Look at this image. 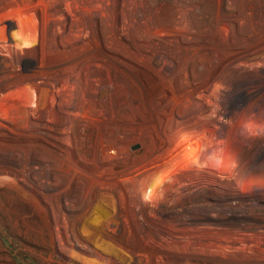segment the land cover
<instances>
[{
    "label": "bare ground",
    "instance_id": "6f19581e",
    "mask_svg": "<svg viewBox=\"0 0 264 264\" xmlns=\"http://www.w3.org/2000/svg\"><path fill=\"white\" fill-rule=\"evenodd\" d=\"M104 74L130 108L86 91ZM87 122L99 137L85 163ZM0 175L52 193L64 221L108 197L149 261L264 264L145 245L149 212L183 240L264 238V0H0Z\"/></svg>",
    "mask_w": 264,
    "mask_h": 264
},
{
    "label": "rangeland",
    "instance_id": "374dc122",
    "mask_svg": "<svg viewBox=\"0 0 264 264\" xmlns=\"http://www.w3.org/2000/svg\"><path fill=\"white\" fill-rule=\"evenodd\" d=\"M106 76L107 75L104 74L100 77V80L99 78L91 80L88 86L89 88L90 86L92 87L90 89L88 88L86 91L89 93L92 91L90 94L97 96L100 101H103V103H106L108 106L113 104V109L130 108L129 103L132 105L130 95L119 87L118 89L117 87L111 86L110 80L108 76L107 78ZM84 91L80 94L79 100L82 99ZM102 105L103 104L99 102L98 107L96 105H94V107L99 111L100 108L102 109ZM132 107V109H134V106ZM14 110V108H9L7 115L10 117L11 114V118H13L17 112ZM246 122L247 121L244 119L239 120V123ZM76 129L79 140L78 154L81 160L86 163L84 156L92 154L98 142L99 132L96 126L89 122L78 123ZM171 171L162 172L161 175L158 176L159 180L157 179V184L164 182L166 178L169 177ZM164 178L165 180H163ZM14 181L15 179L10 175H0V264H132L133 261H136L134 264H145V262L147 264H174L170 261H166L160 255L154 257L156 259H154L155 262L147 259L149 254L139 249L140 246L135 236H133V230L131 231L129 221L127 218L123 220L124 216L120 217L108 197H94L91 201L92 203L90 202L88 204L89 206L87 205L81 213H78L70 220L66 219L64 221L62 220V215H59L60 210L63 209L62 202L56 199L52 193L41 195L37 193L32 185L27 184L25 181ZM170 187H172L171 182L163 187V191H165L164 193L168 191L165 195L168 199L170 198V201L172 200L174 204L171 203L175 205L177 198L176 196L173 197L174 193L170 190ZM257 198L254 205L264 204V196H259ZM225 202V200H220L215 197H203L199 203H208L211 208H218L219 206H224ZM220 203H223V205L221 206ZM244 203L250 204L251 202L245 201ZM244 203L242 204V202L236 200V203L231 205L242 208ZM151 205L152 207L156 206L154 203ZM149 213L148 217L151 216L149 217L150 220L148 219L149 237L147 239L148 241H145L147 247L158 246L161 243L160 239L163 238L164 243L161 244H167L173 250L176 248L178 251L180 249V251L185 252V250L188 249L186 251L188 252L194 249L191 250V252L195 251L199 253H208L207 250H210V253L218 255L224 254L222 255L223 257L226 255L227 259L229 257V259H235V261L248 262L255 260L256 262L264 263V238L232 235L229 237L228 235H224L221 236V238H219L220 240L218 239L217 242L209 241L210 243L205 240L206 238L204 236H200V238L199 236H189L190 239L186 237V239L183 240L171 235L168 231V228H170L168 225L159 223L160 226L158 224L160 219L155 213ZM122 221L126 222L124 223ZM134 223L137 225L139 221H134ZM127 229L130 231L131 235ZM105 230L116 233L119 236V242L118 240L111 239L106 234ZM169 237H171L170 239H174L170 240ZM150 239L152 242L149 243ZM188 239L189 241H187ZM180 241L181 243H179ZM183 242L186 244L185 250H183L185 247L182 246V244L184 245ZM188 242L190 243L188 244ZM153 243H155V245H152ZM191 244L193 245L191 246ZM211 247L216 248L212 249ZM176 249L175 251H177ZM205 249H207L206 252ZM218 249L222 254H219L220 252ZM148 261L152 262L148 263ZM180 264L194 263L184 261Z\"/></svg>",
    "mask_w": 264,
    "mask_h": 264
},
{
    "label": "clouds",
    "instance_id": "9594fccd",
    "mask_svg": "<svg viewBox=\"0 0 264 264\" xmlns=\"http://www.w3.org/2000/svg\"><path fill=\"white\" fill-rule=\"evenodd\" d=\"M15 35H16V33L14 32V33H13V36L15 37ZM27 46H28V45H25V47H27Z\"/></svg>",
    "mask_w": 264,
    "mask_h": 264
}]
</instances>
